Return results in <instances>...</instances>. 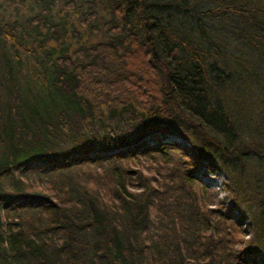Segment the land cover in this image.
I'll return each mask as SVG.
<instances>
[{
    "label": "trees",
    "instance_id": "trees-1",
    "mask_svg": "<svg viewBox=\"0 0 264 264\" xmlns=\"http://www.w3.org/2000/svg\"><path fill=\"white\" fill-rule=\"evenodd\" d=\"M252 161L264 0H0V264H264Z\"/></svg>",
    "mask_w": 264,
    "mask_h": 264
},
{
    "label": "rangeland",
    "instance_id": "rangeland-1",
    "mask_svg": "<svg viewBox=\"0 0 264 264\" xmlns=\"http://www.w3.org/2000/svg\"><path fill=\"white\" fill-rule=\"evenodd\" d=\"M259 125H261V122L259 121ZM171 142H177L181 144H185L186 142H183L180 138L176 136L170 137ZM96 153H92L89 156H95ZM143 162L140 163H132V167L142 168L144 173L146 175H152L156 176L157 178H160L161 175L158 174L157 169L155 170L152 166V164H155V161L152 160V158H142ZM135 162V161H134ZM213 163L210 161H203L201 167L193 174V177L196 179V188L201 191V196L210 195L213 200V209L217 208L222 201H226L227 198H230V193L228 191V188L226 186V179L225 176L220 173H215V167H212ZM247 175L249 178L254 181V176H256L258 183L262 182V176L264 178V172L260 174V168L257 164V162L252 161V165L248 164L247 167ZM250 171L252 173H250ZM253 172H258V175L254 174ZM161 179V178H160ZM26 183L29 185V189L33 190H45L49 186V181H46L45 185L41 183L39 178L34 176H28L26 179ZM264 186V182H262L261 186L256 187H262ZM255 209L252 208L251 212H248L247 219H245L243 225L244 230L246 231V234L248 235L245 237L246 240H249L254 237V225L252 223V215L254 213ZM257 211V210H256Z\"/></svg>",
    "mask_w": 264,
    "mask_h": 264
}]
</instances>
